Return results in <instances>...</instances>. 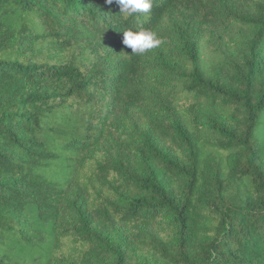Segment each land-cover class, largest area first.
Instances as JSON below:
<instances>
[{"label":"trees","instance_id":"1","mask_svg":"<svg viewBox=\"0 0 264 264\" xmlns=\"http://www.w3.org/2000/svg\"><path fill=\"white\" fill-rule=\"evenodd\" d=\"M150 2L0 0V264H264V0ZM166 23L246 43L159 97Z\"/></svg>","mask_w":264,"mask_h":264},{"label":"rangeland","instance_id":"2","mask_svg":"<svg viewBox=\"0 0 264 264\" xmlns=\"http://www.w3.org/2000/svg\"><path fill=\"white\" fill-rule=\"evenodd\" d=\"M68 23L77 26L73 20H69ZM231 32L236 34L234 39L235 42H238V46H243L246 43V40L242 38V32L237 27L231 29L221 27L217 30L208 28L200 32H191V35H188L183 33V30H175L172 25L166 23L164 31L156 36L161 40V43L148 50L155 72L148 78L147 85L153 93L162 97L164 92H175L174 89H180L186 83V80L177 71H192L197 68L206 75H211L213 61L226 57L230 47L233 46L228 42L232 36ZM246 50L245 47H242L241 55ZM77 51H80L79 47ZM236 51L234 50V52ZM162 62L168 64L169 69L172 70L170 76H167L166 71L161 70ZM140 115L137 112L133 113L134 119L138 121V127L143 128L141 126L145 120L143 118L140 120Z\"/></svg>","mask_w":264,"mask_h":264},{"label":"clouds","instance_id":"3","mask_svg":"<svg viewBox=\"0 0 264 264\" xmlns=\"http://www.w3.org/2000/svg\"><path fill=\"white\" fill-rule=\"evenodd\" d=\"M109 4L113 0H107ZM120 6L121 13L131 16L136 13H147L151 9L150 0H115ZM122 43L131 49V54H144L146 51L157 47L161 40L150 30L141 29L139 31L127 30L123 32Z\"/></svg>","mask_w":264,"mask_h":264}]
</instances>
